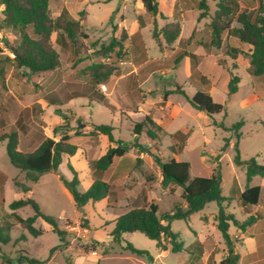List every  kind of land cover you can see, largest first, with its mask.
Masks as SVG:
<instances>
[{
	"label": "rangeland",
	"instance_id": "obj_1",
	"mask_svg": "<svg viewBox=\"0 0 264 264\" xmlns=\"http://www.w3.org/2000/svg\"><path fill=\"white\" fill-rule=\"evenodd\" d=\"M157 1L159 3V0ZM239 1L241 3L240 10L252 9L256 6L254 0ZM216 2L217 0L209 1L211 13L216 9ZM49 9L53 18L59 16L62 10L65 9L72 18L80 22L76 48H61L54 34L51 43L59 53L61 66L55 70L36 75H28L25 68L17 69L14 67L13 63L6 59V57H10L9 49L7 47L2 49L0 52V135L14 130L19 132L15 125L19 117H22L23 123L28 128L27 136L20 133V150L22 152L35 150L44 137L59 140L63 134L69 133L72 136V143L83 149L90 146L95 149L98 140V135L92 132L97 125L95 122L100 120L109 124L114 118L112 112L96 103L88 105V100L83 97L76 98L75 102L71 104L68 100L71 94L70 91L78 90L89 83V77L83 74L88 65L103 61L115 64L118 67L122 60L131 57L133 45L138 42L142 41V45L146 48L145 52L149 53L150 56H158V46L156 47L157 44L152 37V32L156 17L159 14L153 16L147 13L141 0H50ZM159 12L161 13L160 8ZM178 13L180 11L177 9L174 19H177ZM139 18L142 23L144 22L143 26L145 24H149V26L148 28L144 27L142 30L139 29L137 35H141V37L135 38L133 40L134 44L130 40L126 43L125 54L121 60L115 54H112L110 58L94 56V50H97L102 43L107 44L113 36L121 37L124 33L129 34L130 31H133L135 29L133 23L136 21L139 23ZM166 23L170 22L166 21ZM188 28L189 24H185L184 32ZM28 32L31 35L33 34L31 30H28ZM3 35L11 43L18 44L23 37V31L20 28L6 29L3 31ZM224 35H226V32ZM200 40H210L207 25L196 32L192 38L193 45L191 46H195L197 41ZM233 44L240 46L241 49L235 67L233 65L234 61L227 54V48ZM246 52H248V46L240 42L238 43L235 40L233 42L232 39L223 42L222 47L215 51L217 55L209 56L207 64L203 66L206 76L210 78L212 83L200 85L193 79L184 85V90L189 96H192L196 89H203L209 92L216 102L224 105L226 114H219L214 117L215 123H223L224 128L213 125L212 120L203 111L193 109L186 103L181 94L174 92L171 94V99L180 110L167 129L169 133L165 134L161 141L160 139L154 142L149 141L150 143L153 142L151 146L148 145L149 137L145 131L133 139L138 145L136 148L140 150L139 152L144 151L145 148L152 149L153 146L160 147L161 154L165 159H168L174 155L172 148L169 146H171L174 139L180 137L174 135V132L181 130V128L184 129V127L191 128L190 135L182 138L185 146L181 149V152H177L175 155L181 160L191 162L193 176L209 177L212 170L218 165L224 197H228L231 190L236 191L238 182L241 184L247 182L245 169L234 165L237 136L233 126L239 121H243L239 129L240 137L238 140L241 158L245 160L256 158L258 163L264 164V76H254L249 72ZM173 57H177V54ZM173 57L166 61L160 58L151 59L143 66L145 69L155 71L153 77L154 87H151L147 92V96L151 100L149 101L150 109H158L163 106V103H158V101L160 97L162 98L164 88L169 92L179 88L173 82V70H175L177 63V60L174 61ZM143 62L140 59L139 64ZM227 65L229 70L226 69ZM163 70L165 75L162 72ZM231 73L238 76L240 82L237 92L229 96L227 83ZM185 76L183 65L179 67V80L181 83ZM49 93H56L64 103L62 105H49L45 100V96ZM127 109L131 110L132 108L122 104L121 111L123 114ZM134 111H138V108H135ZM114 124H116V121ZM128 124L122 129V136L125 139L132 136V131L128 130ZM76 130L81 133L79 136H74ZM182 140L180 144H182ZM27 147L30 148L27 149ZM154 155L161 157L159 152L158 154L153 153V157ZM203 155L206 157L205 161L202 159ZM144 168L146 173L149 174L146 177L147 180L144 186L149 188L153 184L151 179L155 178V174L149 172L147 164ZM257 179L261 180L263 178L257 177ZM137 182L138 180L133 179V177L128 181V183L137 187L134 195L128 200L129 205L127 207L123 206L127 203L125 201L112 203L115 205L114 210L117 213L121 211L120 207L123 211H126L133 207L147 205L146 202L144 204L141 198L144 186L141 187L142 185L137 184ZM21 185L32 187V193H23ZM159 186L160 188H167L162 182ZM168 187H173L170 190L171 193L159 195L161 199L157 201V204H159L158 215L168 211L175 202V205L183 204V200L178 202L180 192L179 190L175 192L176 185ZM79 189L82 190L83 186L80 185ZM25 197L38 202L45 214L61 218L57 221L59 227L67 232L65 236L67 246H60L59 236L42 219H37L34 223V227L40 231L38 235L32 234L18 224L11 213L14 212L27 218L34 214V210L27 206L13 211L10 209L9 204L14 200ZM210 205L214 206L215 202H211ZM236 207V202L233 201L230 210L236 212L233 209ZM102 208V203L99 202L95 206L88 204L78 209L74 200L61 190L58 178L51 176V174H46L40 182L35 184L25 172L11 164L7 154L6 142L0 143V233L10 238L7 244L0 241V249L9 258H35L41 261V264H68V258L71 262H74L75 258L76 264H80V258L75 256L88 254L95 244L92 239L85 236L87 228L90 227L92 230L97 229L98 231L103 230L101 221L105 215L102 214ZM196 219V217L192 218L193 226L198 224ZM173 222L174 227L181 231L186 227V223L182 219H175ZM132 235L131 242H134L135 246L146 250L156 247L155 241L142 232L135 231ZM184 240H188L186 234H184ZM53 248L55 250L52 251ZM99 249L100 247L97 248V250ZM1 262L2 258L0 256V264ZM122 264L132 263L123 261Z\"/></svg>",
	"mask_w": 264,
	"mask_h": 264
},
{
	"label": "trees",
	"instance_id": "obj_2",
	"mask_svg": "<svg viewBox=\"0 0 264 264\" xmlns=\"http://www.w3.org/2000/svg\"><path fill=\"white\" fill-rule=\"evenodd\" d=\"M147 13L156 16L163 14L159 12V3L157 0H141ZM210 0H177L176 9L199 11L198 20L208 19L207 27L210 32V40L197 41V44L207 48L220 49L223 45V35L237 37L242 43L248 46L247 69L254 76H264V0H254L256 6L252 9H241L239 0H217L216 9L210 12ZM5 9L3 17L0 19V29L20 28L23 31V37L18 44L11 43L7 37L3 38L4 47L9 49L13 56L6 59L13 63L17 69L25 68L28 75H36L39 73L52 71L61 66L59 53L53 48L51 39L56 35V41L63 49H75L77 45V36L80 30V22L70 16L67 10H62L56 18L51 17L49 4L50 0H4ZM166 18V17H164ZM139 20L140 27L143 23ZM32 31V35L28 32ZM181 25L178 21L167 23L161 29H158L156 23L152 32L153 38L161 45V41L165 40L167 44H173L180 36ZM196 31H193L189 40L193 38ZM129 40V35L124 33L121 37L113 36L107 44L102 43L97 50H94V56L101 58H110L112 54L121 60L125 54V45ZM0 47V52L2 51ZM241 52L240 49L229 47V50ZM192 61V69L196 68L197 62L201 60V56L190 54ZM235 58V57H234ZM117 72L115 64L103 61L93 62L88 65L83 74L89 77V83L82 88L72 92L68 100L78 97H88L91 102L99 103L110 110H114V106L109 103L105 96L100 92L98 86L106 82L111 75ZM231 79L227 87L229 96L238 90L239 77L230 74ZM189 104L198 111L205 112L212 120L213 125L224 128L223 123H215L214 117L219 114H226L223 104L214 100L210 93L206 91H198L193 97H188L182 92ZM45 100L49 105H62L64 101L56 94L49 93L45 96ZM243 121H239L233 126L237 136L235 144L236 155L234 163L243 166L246 169L247 180L250 181L253 176L259 175L264 177V164L257 162L256 158L248 160L242 159L238 140L240 137L239 129ZM18 131H11L0 135V143L6 142L7 154L11 164L25 172L28 178L37 182L41 175L55 172L60 174L59 166L63 157L72 156L76 153L78 146L71 142L72 136L63 134L59 140L51 137H44L40 145L33 151L22 152L20 150V133L25 134L28 130L27 125L23 123L20 117L15 125ZM114 128L111 125H96L93 134H105L109 137L111 143L116 146L110 147L105 155L99 159L90 161V168L93 183L89 189L81 192L78 188L80 181L78 173L72 165H68V169L72 174V179L67 180L62 174L60 179L71 194L74 203L78 209L83 208L89 202H98L107 198L111 191V184L108 181V175L115 161L125 156L132 147V143L115 139L113 135ZM162 128L146 115L142 122L134 125L133 133L137 138L141 132L145 131L150 138H156L157 133ZM81 133L75 131L74 136ZM134 143V147H137ZM178 147L177 145L172 148ZM154 160L161 169L162 183L168 187L176 185L181 187V198L186 202L187 207L183 208L182 204L175 205L172 213L165 212L158 215V206L154 203L149 206L135 207L120 215L116 219V225L111 235L115 241H121L122 234L127 232L139 231L148 238L157 241L160 248H166L163 240H169L172 251L180 252L183 245L178 241L179 235L171 230L170 223L175 219H183L188 221L189 217L204 208V206L215 201L219 206L217 216L218 228L222 232L226 244L231 247V239L229 235L230 222L241 230H245L256 219L250 216L244 222L237 221L233 215L227 214L223 203L227 200L222 195V178L217 165L213 173L209 177L191 175V164L188 161H180L174 158L164 161L160 156L154 155ZM138 165L142 164L141 159H137ZM23 192H29L31 187L28 185L20 186ZM262 193L261 186L246 187L241 194V200L245 204L256 205L260 201ZM30 206L34 210V214L24 218L17 213H11L15 220L23 228L32 234L38 235L40 231L34 227L37 219H42L48 224L52 231L55 232L61 241L60 246H67L65 239L67 232L61 229L58 221L54 216L42 212L40 205L32 198H20L9 204L11 210L15 211L19 208ZM166 221L164 224L162 221ZM10 226V225H9ZM1 232V231H0ZM9 236L0 233V241L4 244L9 242ZM95 243L91 249L97 250L102 244L93 240ZM127 250L137 255H147L149 252L135 248L131 244L125 247ZM55 248L52 249V251ZM91 250V251H92ZM104 252V251H103ZM2 258L1 264H41L42 262L35 258L21 257L20 259L9 258L0 249ZM24 260V261H23ZM238 257L229 258L222 261V264H237ZM54 264V263H51ZM68 264H73L68 258Z\"/></svg>",
	"mask_w": 264,
	"mask_h": 264
},
{
	"label": "crops",
	"instance_id": "obj_3",
	"mask_svg": "<svg viewBox=\"0 0 264 264\" xmlns=\"http://www.w3.org/2000/svg\"><path fill=\"white\" fill-rule=\"evenodd\" d=\"M176 5H177V0H159L160 11L164 15V17H168V18L166 19L159 14L156 17L155 23H157L156 25L158 29H161L167 24L166 21L167 22L178 21L181 25V33L179 38L173 44H167L165 40H163L160 46L155 41L157 44L156 47L158 46L159 53L158 56L156 55L155 57H152L149 55V53L145 52L146 48L144 45H142V41L136 44L133 43V40L135 38L141 37V35H137L139 34L138 33L140 31L139 29L142 30L144 29V27L148 28L149 26V24L148 25L145 24L143 27L140 28L139 23L136 21L137 23L136 22L133 23V27L135 29L133 31H130L128 34L129 40L134 44L131 57H128L124 61L122 60L119 63L118 67L116 66L117 72L111 75L106 82L101 83L98 86L100 92L105 96V98L109 101V103L114 106V110H110L108 108L112 112L114 118L111 120L109 124L103 123L100 120H97V122L94 121L95 124L111 125L114 128L113 135L115 139H120L122 141L132 143V147L125 156L115 161L114 166L109 172L107 178L111 184V191L109 196L101 201L95 203L89 202L86 204V205L92 204L93 206H95V204L101 202L103 206L102 214H104L105 216L102 217V221H101V227H103L102 231L99 230L100 231L99 232L97 229L92 230L89 227L87 228V233L85 235L88 238L101 243L102 245L100 246V249L95 251H89L88 254H84L83 256H75L80 258V264L87 262L93 264H122L123 261L124 262L129 261L132 264H222L223 260L234 258L235 256L238 257L237 264H264V177L259 175L253 176L252 179L250 181L247 180L245 184H241L238 182L236 191L231 190L230 195L228 197L223 196L225 199H227L223 203L225 212L227 214L233 215L237 221L244 222L250 216H254L256 218L251 225L246 227L245 230L239 229L230 222L229 235L231 239V247H229L226 244L223 234L218 228L217 216L219 213V206L215 201H212L215 202L214 206H211L210 205L211 202H209L204 206L202 210L193 213L189 217L188 221L184 220L186 223V227L182 231L176 229L173 225L174 222L171 221L170 223L171 230L179 235L178 241L181 242L183 245V249L180 252L172 251V246L169 240H163V243L166 245V248L164 249L160 248L157 244V241L154 240L156 243V247L154 249L146 250V249H141L138 246H135L133 244L134 242H131L132 239L131 237L133 236L132 234H134V232H127L122 234L121 241H115L113 236L111 235L116 225V219L120 215L130 210L128 209L126 211H123L122 207H120L121 211H118L117 213L114 210L115 205H113L112 203L116 204L118 201L119 202L125 201L127 203L123 206L127 207L129 205L128 200L136 192L135 189L137 186L131 185L130 183H128V181L131 177H133V179L136 178L138 180L137 184L142 185L141 187H143L147 180L146 177L149 176V174L146 173V169L144 168L145 164L148 165L149 172L155 174L154 175L155 178L151 179L153 180L152 186L149 188L144 186L143 191L141 193L142 194L141 198L144 204L145 202L147 203V205L145 206H149L150 204L154 203L158 206V211H159V204H157V201L161 199L159 195H165L171 193L170 190L173 187L160 188L159 186V184L162 182L163 177L161 174L160 167L154 160L153 153L158 154L159 152L161 158L164 161H168L172 158L180 161H186L179 159V157H176L175 154L177 152H181V149L185 146V142L182 140V138L183 136L187 137L190 135V133L192 132L191 128L184 127V129L181 128V130H176L174 132V135L176 136L179 135L180 137L174 139L173 143L169 147L172 148V146L174 145H177L178 147L172 148L174 155L168 159H165V157H163V155L160 152V147L158 148L153 146L152 149L145 148L144 151L141 152H139L140 150L138 148L134 147L135 142L133 141V139L135 138V135L133 133V128L135 123L142 122L144 117L146 115H149L152 118V120L156 123V125L162 128V131L158 132L156 130H153L152 133H157V137L150 138L148 136L149 137L148 145L149 146L153 145L152 143L154 141H159V139L161 141L162 137L165 134L169 133L167 129L170 127V124L172 123V121L174 120V118L176 117L177 113L180 110L179 107L176 106L173 100L171 99V94L174 92H178L185 98L186 103L189 104L186 96L182 92H184L188 97H193L198 91H206V90L196 89L194 94L192 96H189L184 90V85H186L190 80L193 79L196 80V82L200 85H208L212 83L210 78L206 76V73L203 70L204 68L203 66L207 64V58L209 56L217 55L215 51H218V49L207 48L199 44L198 45L196 44L197 46L196 45L191 46L193 45V42L192 39L189 40L193 31L199 32L200 29H202L207 25L209 20L208 19L198 20L199 11L197 9H191L185 11L179 9L180 13H178L179 15L177 19H174V15L176 14V10H177ZM192 14L194 15L192 16ZM185 24H189V28L186 32H184ZM223 39L224 42L228 40L231 41L232 39L233 42L235 40L238 43L239 42L242 43L237 37L232 35H227V33L226 35H223ZM229 47L240 49V46L234 44L230 45ZM228 48H227V54L234 61L233 65L235 67L237 62L236 59L238 58L240 52L237 53L232 49L228 51ZM180 50L181 52L179 53ZM176 54L177 57H173ZM190 54H194L202 57L201 60L197 62L196 68L194 70L192 69V61L190 58ZM171 56L174 58L173 59L174 61L177 60L176 68L175 70H173L174 71L173 82L179 88H176V90L172 92L166 91V89L164 88L162 98L160 97L158 101V103H163V106H161L158 109H153V108L150 109L149 101L151 100L149 99V96H147L148 95L147 92L151 89V87H154L155 83L153 82V77L155 71H152L151 69H145L143 66L148 61L150 62L151 59L160 58L166 61L169 60V58H172ZM140 59L142 62L144 61L141 64H139ZM183 65L185 68L186 76L183 79V82L181 83L179 80V67ZM219 65L221 64L219 63ZM226 69L229 70L228 65ZM162 72L165 75V71L163 70ZM230 79H231V75L228 78L227 87ZM102 87L104 88L102 89ZM75 91H76L75 89L71 90L70 93ZM83 98H86L88 100L89 102L88 105H90V103H96V102H91L88 97H83ZM75 99L76 98H73L69 100V102L73 104L75 102ZM96 104L101 105L99 103ZM122 104H126L127 107L132 109L131 110L127 109V111L124 112L123 114L121 111ZM135 108H138V111H134ZM115 121L116 124H114ZM127 123H129L128 130L130 132L132 131L131 134L132 136L129 139H125L122 136V131H123L122 129L124 126H127ZM27 134H28V130L24 135L27 136ZM69 135H71V133H69ZM151 140L153 141L152 143L149 142ZM181 140H182V144H180ZM114 146L116 145L110 142L109 137L107 135L98 134L97 146L95 149L93 146H90L89 148L87 147L86 149H83L80 146H78V149L74 155L72 156L66 155L63 157L62 163L59 166V172L67 180H71L72 174L68 169V165L69 164L72 165L78 173V178L80 181L78 188L80 187V185H82L83 189L82 190L79 189V190L81 192H84L87 189H89L93 183L90 161L99 159L100 157L106 154V152L110 147H114ZM20 147H21V139H20ZM29 148L30 147H27V149ZM25 152H28V150ZM137 159L142 160V164H140L139 167H138ZM202 159L203 161H205L206 157L203 155ZM189 163L191 164V162ZM234 165L245 169V167L238 166L235 163ZM46 174H51V176H55L56 178H58L59 186L61 190L69 198H72L68 189L61 181L60 175L58 173L50 172ZM46 174L41 175L39 180L34 183L36 184L40 182L43 176H45ZM191 175H192V164H191ZM257 177H262L263 179L259 180L257 179ZM247 186L262 187V193L258 204L256 205L245 204L241 200V194L246 189ZM175 188H176L175 192L178 190L180 192L179 201H178L180 202L183 200L181 198L182 189L179 186H176ZM28 193L29 194L32 193V187L31 190L27 192V194ZM25 198H29V197H25ZM233 201H235L237 205L236 208H233L236 210V212H232L230 210ZM182 202H183L182 204L183 208H186L187 207L186 202L185 201ZM175 204L176 202L170 206V209L168 211L165 212L172 213V208L174 207ZM139 207H144V206H139ZM194 217L197 218L196 219L198 223L197 226H193L192 224V218ZM56 219L58 220L61 218H56ZM162 222L164 224H167V222L164 220ZM184 234H186L188 240H184ZM128 243L133 245L137 249L148 251L149 256L137 255L127 250L125 247ZM72 263L76 264L75 258H74V262Z\"/></svg>",
	"mask_w": 264,
	"mask_h": 264
},
{
	"label": "built area",
	"instance_id": "obj_4",
	"mask_svg": "<svg viewBox=\"0 0 264 264\" xmlns=\"http://www.w3.org/2000/svg\"><path fill=\"white\" fill-rule=\"evenodd\" d=\"M5 9V3H4V0H0V19H2L3 17V11ZM3 31L4 29H0V47H2L3 49L5 48L4 47V42H3V38H4V35H3ZM10 56H13L12 53H9ZM104 87H102L103 89Z\"/></svg>",
	"mask_w": 264,
	"mask_h": 264
}]
</instances>
